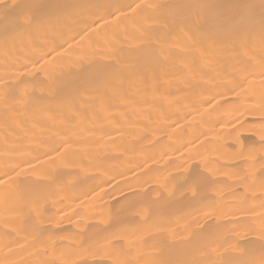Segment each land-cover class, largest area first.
Listing matches in <instances>:
<instances>
[{"label":"bare ground","instance_id":"1","mask_svg":"<svg viewBox=\"0 0 264 264\" xmlns=\"http://www.w3.org/2000/svg\"><path fill=\"white\" fill-rule=\"evenodd\" d=\"M0 264H264V0H0Z\"/></svg>","mask_w":264,"mask_h":264}]
</instances>
